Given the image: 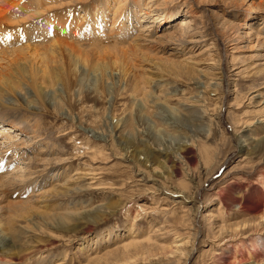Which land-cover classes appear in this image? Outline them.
<instances>
[{
  "label": "rangeland",
  "instance_id": "1",
  "mask_svg": "<svg viewBox=\"0 0 264 264\" xmlns=\"http://www.w3.org/2000/svg\"><path fill=\"white\" fill-rule=\"evenodd\" d=\"M105 1L129 33H111V20L98 28ZM43 2L38 11L55 8L29 22L32 35L16 30L0 46V118L25 131L0 136V202L23 203L6 225L17 250L0 264H264V0ZM49 22L56 32L43 38ZM59 38L81 55L67 80L39 77L34 89L29 50ZM142 145L169 149L167 167L133 160ZM84 215L87 229L62 227Z\"/></svg>",
  "mask_w": 264,
  "mask_h": 264
},
{
  "label": "bare ground",
  "instance_id": "2",
  "mask_svg": "<svg viewBox=\"0 0 264 264\" xmlns=\"http://www.w3.org/2000/svg\"><path fill=\"white\" fill-rule=\"evenodd\" d=\"M43 1H47V0H0V46L2 45V43L3 42H6L7 41V43H8V45L10 44L9 42H13L14 40H12V38L13 37H8V36H10V35H13L12 34V32H14V31H16V30H21V29H25V30H28V33H29V36H31L32 34H31V29H30V27L32 28V26L29 24V22H34V27L32 28V30L36 27V25H37V19L39 18V17H43V16H37V14H41L42 12L43 13H46V11H49L50 9H52V8H55V6L53 7V6H47V8L45 7V9L42 11H38V6H39V4L41 3H44ZM186 1H188V0H186ZM50 3H52V2H50ZM114 3V2H113ZM47 4V3H46ZM43 5V4H42ZM34 6V8H35V11H33L32 10V13H33V15H36V16H32L31 14L32 13H30V15L28 16V14H29V9L30 8H32ZM62 6V5H61ZM59 7V6H58ZM38 8V9H37ZM119 8V7H118ZM118 8H115V6H113L112 5V3H109V2H107V1H105V4H104V6L101 8V10H100V12L102 13L103 12V16H105V19H103L102 21H100V23L98 24V28L99 29H102L103 28V26L107 23V21H109V20H111L112 21V23L110 24L111 26H110V30H111V33H113V32H115L116 30H118L119 31V35L121 34H126L128 31V27L125 25V23H123L122 21H121V23H117V21H118V19H121L120 17H118V16H116L118 13H120L121 11H119V9ZM74 9V8H73ZM22 10H24V15H22V17H20V12H22ZM40 10V9H39ZM150 12H154V11H157V10H160L159 9V7L157 6V5H153V6H150ZM252 13L251 14H258V10H257V7H253V9H252V11H251ZM72 13H76V10L74 9L73 11H72ZM111 13H113L114 15L111 17V18H109V14H111ZM47 14H49V13H47ZM87 15H89V13H87ZM74 16H75V14H74ZM135 18H136V16H134ZM138 17V16H137ZM252 17H248V18H246L245 20H249V19H251ZM83 19V18H82ZM39 21V20H38ZM79 21H81V19H79L78 20V23H79ZM154 21V20H153ZM151 22V23H154V22ZM53 25H54V22H49V27H48V31H45V33L43 34V38H46V37H51L52 35V33L53 32H56V29H53ZM57 25L59 26V28H58V30H60V28L62 27V26H64V24H58L57 23ZM238 26H240V27H243V25H238ZM122 27V28H121ZM239 27V28H240ZM262 27H259L258 28V30H257V32H261L263 29H261ZM43 29H47V26H46V28H43ZM142 29L143 30H146V32H147V35L146 36H144V37H146L145 39L148 41L149 40V43L147 44V45H149V44H153L154 42H156V40H155V34H156V28L155 29H153V30H150V28H148L147 29V27L146 26H144V27H142ZM30 30V31H29ZM142 30V31H143ZM249 30V29H248ZM243 31V35L244 36H246L247 38H250L251 37V34L253 33V29H250V31ZM38 32V31H37ZM153 32V33H152ZM17 33V32H16ZM16 33H14V34H16ZM129 33V32H128ZM142 33V32H141ZM230 33V32H229ZM238 34V33H237ZM254 34V33H253ZM21 35H23V34H21ZM21 35L20 36H18V35H15L16 37L18 36V38L19 37H21ZM236 35V34H235ZM234 35V36H235ZM28 36V37H29ZM38 36V35H37ZM62 36V35H61ZM73 37H74V40H78L79 38H78V36H76V35H72ZM140 37L142 36V38H144L143 37V33L142 34H140L139 35ZM232 36V35H231ZM5 37H8V38H5ZM36 37V36H35ZM66 37H68V36H66ZM73 37H70V38H73ZM140 37H136L137 39L138 38H140ZM233 37V36H232ZM26 38V37H25ZM31 38V37H30ZM30 38H29V40H30ZM136 38H132L133 40H132V42L133 41H135V40H137ZM141 38V39H142ZM33 39V38H32ZM153 39V40H152ZM38 40V39H37ZM143 40V39H142ZM145 40V41H146ZM181 40V39H180ZM137 41H140V40H137ZM190 41V40H189ZM77 42V41H76ZM180 43H179V46L180 47H182V48H186L188 45V42L187 41H179ZM7 43H4L5 45L4 46H8V45H6ZM134 43H137V42H134ZM139 44H140V42H138ZM137 43V44H138ZM30 44V43H29ZM155 44V43H154ZM33 45V44H32ZM34 46V48L32 49V50H29L30 52H29V55H27V56H29L30 58H33V60L32 61H30L28 58H27V63H30V64H28V71L30 72V75H31V78H32V81H33V83H32V85H33V87H34V89H35V87H37V85H35V82H36V79H38L39 77H41L42 79L41 80H43V82L44 81H46V80H48V79H50L51 78V76L53 75L54 77H58L60 80H67L68 79V72H69V68L72 66V64H76V58H77V55H75L74 53H76V52H79V54L81 55V51L78 49V47H77V45L76 44H74V42L73 41H67L66 39H64V38H59V39H57V40H54L53 39V41H50L49 42V45H47V44H45V42H43V43H41V44H37V45H33ZM151 46V45H150ZM149 46V47H150ZM27 48V47H26ZM26 48L24 49V50H26ZM30 48V47H29ZM241 48V47H240ZM2 49V47L0 48V50ZM6 48H4V52H2V53H5L4 54V56H8L9 55V53L11 52L10 51V49L7 47V50H5ZM3 50V49H2ZM1 50V51H2ZM11 50H13V49H11ZM24 50H22L21 52H23ZM6 51L8 52L9 51V53H6ZM14 51V50H13ZM12 51V52H13ZM28 51V50H27ZM70 52V53H68V56H71L72 55V58H67L68 59V62L66 61V58L64 59V55H63V53L64 52ZM21 52L19 53V54H21ZM26 52V51H25ZM24 53V52H23ZM109 53V52H108ZM123 53V52H122ZM11 54V53H10ZM78 54V55H79ZM121 54V53H120ZM66 55V54H65ZM109 55V54H108ZM111 55V54H110ZM21 56V55H20ZM23 56V55H22ZM67 56V57H68ZM76 56V57H75ZM103 56V55H102ZM106 57V56H105ZM119 57V56H118ZM39 58V59H38ZM107 58V57H106ZM108 58H109V56H108ZM144 58V57H143ZM59 59H61L60 61H59ZM79 59H81V58H79ZM123 59V58H122ZM188 59V58H187ZM118 61V60H117ZM5 62V61H4ZM69 62H71V63H69ZM99 62V61H98ZM69 63V64H68ZM124 63V62H123ZM50 64H52V66H50ZM68 64V66H67V69L65 70V65H67ZM118 64H119V62H118ZM57 68V69H55V70H52V71H55V73H53L52 74V72L50 71V67H54V66ZM173 66V65H172ZM174 66H175V64H174ZM59 68H61V69H59ZM105 68V67H104ZM123 68V67H122ZM59 69V70H58ZM110 69V68H109ZM24 70H26L25 68H24ZM129 70V69H128ZM23 70H21V72H22ZM17 73V72H16ZM24 73H25V71H24ZM1 75V74H0ZM3 75V74H2ZM17 75V74H16ZM29 75V76H30ZM24 77V76H23ZM25 78V77H24ZM23 78V79H24ZM3 79H5L4 77H3ZM26 79V78H25ZM4 82V81H3ZM29 82H31V81H29ZM5 83H6V81H5ZM2 84V83H1ZM3 85V84H2ZM6 87V86H5ZM8 87V86H7ZM5 89V88H4ZM39 91V90H38ZM7 123V122H10V123H12L13 125H5V123ZM16 124L17 123H14V122H11V121H9L7 118H0V136L3 138V139H6V140H11L12 138H13V135H15V133H17L16 134V136H20V135H22V134H25V131H24V129L20 126V127H17L16 126ZM5 127L7 128V129H5ZM18 128V129H17ZM18 130V131H17ZM30 131V130H29ZM1 139V138H0ZM17 140V139H16ZM97 140V139H96ZM3 141V140H2ZM6 142V141H5ZM13 142V141H12ZM246 142V141H245ZM144 144V143H143ZM241 144H243L242 146H241V148H242V151L243 152H247V154L249 153V151H250V149H248L247 148V145H245L244 144V142L243 143H241ZM247 144V143H246ZM11 145V144H10ZM144 145H146V144H144ZM150 145V144H149ZM250 145V144H249ZM27 146V145H26ZM143 146V145H142ZM181 146V145H180ZM256 146V145H255ZM12 147V146H11ZM14 147V146H13ZM144 147V149H142L141 151H139V150H136V153H134L133 154V160L134 159H136L137 158V154L139 153H141V152H143V154L145 155L144 156V158H143V164H144V166H146L147 168H150L151 166H154V165H156L157 167H159V168H163V169H165L167 166H166V163H168L170 160H171V156H169V152H168V150H166V149H161L162 147L161 146H159V147H161L160 149H159V147H156V146H143ZM259 147H261V146H259ZM10 148V147H9ZM14 148H16V147H14ZM13 148V149H14ZM134 148V147H133ZM257 148V147H256ZM21 149H26V147H21ZM126 149V148H125ZM9 150V149H8ZM20 150V149H19ZM127 150V149H126ZM256 150V149H255ZM186 152H187V150H185V148H184V146L183 147H181L180 148V154L181 155H185L186 154ZM2 153V152H1ZM246 154V155H247ZM250 154H251V152H250ZM3 155V154H2ZM141 155V154H140ZM171 155V154H170ZM125 157H127V156H125ZM2 158V157H1ZM140 158V157H139ZM53 160V159H52ZM131 160V159H130ZM137 160V159H136ZM139 161H141V159H138ZM137 160V161H138ZM48 161H50V160H48ZM172 162V161H171ZM142 164V163H141ZM1 167H2V165H1ZM169 168V167H168ZM171 169V168H170ZM170 171V170H169ZM214 171V170H213ZM154 173H156L157 175L159 174V178H162V179H164V176H163V174H161V173H157V172H155L154 171ZM22 174V173H21ZM27 174V173H26ZM212 174V173H211ZM22 176V175H21ZM20 176V177H21ZM157 177V176H156ZM211 177V176H210ZM14 179H15V177H14ZM193 180H195L196 181V178H192ZM18 180V179H17ZM201 180V179H200ZM208 180V179H207ZM204 181H206V180H204ZM198 182V181H197ZM201 182V181H200ZM207 182V181H206ZM6 183V182H5ZM203 183H205V182H203ZM200 184H202V183H200ZM44 185L46 186V184L45 183H43L41 186H43L44 187ZM2 186V185H1ZM56 186V185H55ZM54 186V187H55ZM69 186H70V184H69ZM199 186V185H198ZM197 186V187H198ZM56 187H57V189H56ZM55 187V189L57 190V192L55 191V189H54V191L57 193V194H59V190H58V187H59V189H63L62 190V192L64 191L65 192V190L67 191L68 190V188H67V186H66V184H62V185H57ZM200 187H201V185H200ZM203 187V186H202ZM73 189V188H72ZM197 190V189H196ZM45 191V190H44ZM171 191V190H170ZM61 192V193H62ZM195 192V191H194ZM53 194L51 197H54V198H56V195L57 194ZM171 193H173V194H178V192L176 191L175 192V190H174V192H171ZM45 194H48V193H45ZM45 194H43V193H39L38 195H36L35 197V201L34 202H43V201H39L40 200V198H46V196H45ZM170 194V193H169ZM172 194V195H173ZM181 194V193H180ZM41 195V196H40ZM49 195V194H48ZM51 195V194H50ZM182 195V194H181ZM184 195V194H183ZM38 196V197H37ZM34 196H32V198H33ZM183 198L185 199V200H193V196H183ZM15 201V200H14ZM31 201V200H30ZM29 201V202H30ZM18 202V201H17ZM16 202V203H17ZM45 202H48V200L46 199V201ZM177 202V201H176ZM7 203V202H6ZM14 204V205H12V204H4L3 202H0V254H5V256L7 255V256H9V257H11V256H13V255H15V250H17V248L16 249H14L13 248V244H12V242H11V240L7 237V235H8V230L6 229V227L8 226L7 224H9L10 222H11V219H13L14 220V218H12L13 216H11L12 214V212H13V209L15 210H17V209H20V206L22 205L23 206V203L22 204H20V202L19 203H17V204ZM25 203V202H24ZM49 203V202H48ZM26 204V203H25ZM27 206V205H26ZM25 206V207H26ZM14 207V208H13ZM35 207V206H34ZM33 207V208H34ZM109 207V206H108ZM13 208V209H12ZM22 208V207H21ZM24 208V207H23ZM22 208V209H23ZM39 208V207H38ZM113 208H115V207H113ZM25 209V208H24ZM23 209V210H24ZM31 209V208H30ZM108 209V208H107ZM111 209V208H110ZM117 209V208H116ZM115 209V210H116ZM15 210V211H16ZM22 210V211H23ZM99 210V209H98ZM101 210V209H100ZM195 210V209H194ZM18 211V210H17ZM21 211V209L19 210V213H22V212H20ZM29 211V210H28ZM105 211H106V209H105ZM95 212V211H94ZM98 212V211H97ZM112 212V211H111ZM17 213V212H16ZM90 213H92V212H90ZM101 213V212H100ZM106 213V212H105ZM104 213V214H105ZM9 214H11V215H9ZM103 214V213H102ZM9 215V217H8V219H7V216ZM13 215H15V214H13ZM91 215V214H90ZM107 215V214H106ZM106 215L105 216H102V215H99V216H97L96 217V220H95V222L97 223V222H101V221H103V219L106 217ZM197 215H198V213H197ZM80 216V215H79ZM91 216H93V214L91 215ZM90 218V217H89ZM92 218V217H91ZM88 219L87 220V217H85V215H84V218L83 219H81L79 222L77 221V223H75V224H73L72 226H70L69 228L67 227V226H62L63 228H66V229H69L70 231H72L73 233H76V232H80V231H83V230H85V229H87V227H89L90 226V223H91V221H92V219ZM263 218V217H262ZM33 219V218H32ZM79 220V219H78ZM93 221H94V219H93ZM64 222V221H63ZM94 222V223H95ZM10 224H12V223H10ZM61 224H63V223H61ZM7 225V226H6ZM58 227V226H57ZM60 227V226H59ZM15 232V230L13 231V233ZM85 232V231H84ZM195 235H197V234H195ZM16 236V235H15ZM194 237H196V236H194ZM196 240V239H195ZM194 242V241H193ZM191 244V243H190ZM15 245V244H14ZM18 245V244H17ZM17 245H15L16 247H17ZM192 247V246H191ZM168 250V249H167ZM174 251V250H173ZM168 252V251H167ZM179 252V251H178ZM192 252H193V250H192ZM172 254V253H171ZM16 255H18V254H16ZM186 257V256H185ZM190 256L188 255L187 256V259L189 258ZM243 261V260H242ZM15 262V261H14ZM187 262V261H186ZM264 262V261H263ZM185 263V262H184ZM257 263V262H256ZM259 263V262H258ZM12 264H14V263H12Z\"/></svg>",
  "mask_w": 264,
  "mask_h": 264
}]
</instances>
